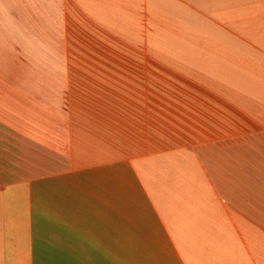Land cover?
Wrapping results in <instances>:
<instances>
[{"label": "crops", "instance_id": "0c3cea01", "mask_svg": "<svg viewBox=\"0 0 264 264\" xmlns=\"http://www.w3.org/2000/svg\"><path fill=\"white\" fill-rule=\"evenodd\" d=\"M0 264H264V0H0Z\"/></svg>", "mask_w": 264, "mask_h": 264}, {"label": "rangeland", "instance_id": "374dc122", "mask_svg": "<svg viewBox=\"0 0 264 264\" xmlns=\"http://www.w3.org/2000/svg\"><path fill=\"white\" fill-rule=\"evenodd\" d=\"M71 60V57H70ZM117 60H122V57L118 55V59Z\"/></svg>", "mask_w": 264, "mask_h": 264}]
</instances>
